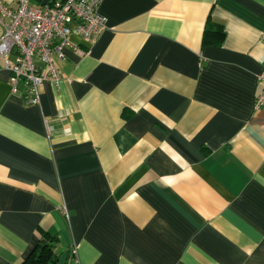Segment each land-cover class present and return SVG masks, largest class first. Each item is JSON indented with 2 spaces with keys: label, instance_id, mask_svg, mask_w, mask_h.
<instances>
[{
  "label": "crops",
  "instance_id": "1",
  "mask_svg": "<svg viewBox=\"0 0 264 264\" xmlns=\"http://www.w3.org/2000/svg\"><path fill=\"white\" fill-rule=\"evenodd\" d=\"M99 11L107 27L69 36L39 106L0 59V264L45 234L64 264L72 243L79 264H264V0Z\"/></svg>",
  "mask_w": 264,
  "mask_h": 264
},
{
  "label": "built area",
  "instance_id": "2",
  "mask_svg": "<svg viewBox=\"0 0 264 264\" xmlns=\"http://www.w3.org/2000/svg\"><path fill=\"white\" fill-rule=\"evenodd\" d=\"M15 7L0 1V59L9 72L12 93L23 88L28 105L39 106L41 88L45 81L57 85L60 75L53 57L64 58L66 47H75L69 41L76 34L92 43L107 27V19L99 11L102 0H60L45 3L39 8L29 0H14ZM261 90L255 107L264 106V71L258 75ZM65 219L69 216L63 208ZM67 264H79L78 246L70 244Z\"/></svg>",
  "mask_w": 264,
  "mask_h": 264
},
{
  "label": "trees",
  "instance_id": "3",
  "mask_svg": "<svg viewBox=\"0 0 264 264\" xmlns=\"http://www.w3.org/2000/svg\"><path fill=\"white\" fill-rule=\"evenodd\" d=\"M207 33V29H206ZM216 40L223 37L224 31L222 28L217 29ZM58 238L56 235L45 234L44 240L36 244L28 253L23 261V264H56L60 259V255L56 252V243ZM69 247L67 249L68 257ZM64 264V263H63Z\"/></svg>",
  "mask_w": 264,
  "mask_h": 264
},
{
  "label": "rangeland",
  "instance_id": "4",
  "mask_svg": "<svg viewBox=\"0 0 264 264\" xmlns=\"http://www.w3.org/2000/svg\"><path fill=\"white\" fill-rule=\"evenodd\" d=\"M63 249H64V247L61 246L60 243H57V246H56V248H55V250L57 251V253H61V252L63 251ZM63 262H64V258H63V256L61 255V256H60V259H59V261H58V263H56V264H63Z\"/></svg>",
  "mask_w": 264,
  "mask_h": 264
}]
</instances>
